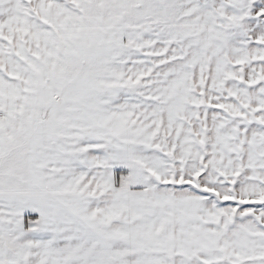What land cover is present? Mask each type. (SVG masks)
Segmentation results:
<instances>
[{"label": "snow or ice", "instance_id": "1", "mask_svg": "<svg viewBox=\"0 0 264 264\" xmlns=\"http://www.w3.org/2000/svg\"><path fill=\"white\" fill-rule=\"evenodd\" d=\"M0 264H264V0H0Z\"/></svg>", "mask_w": 264, "mask_h": 264}]
</instances>
